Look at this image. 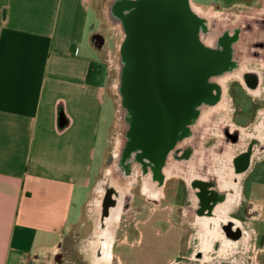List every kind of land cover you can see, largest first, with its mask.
Segmentation results:
<instances>
[{
  "label": "crops",
  "instance_id": "obj_1",
  "mask_svg": "<svg viewBox=\"0 0 264 264\" xmlns=\"http://www.w3.org/2000/svg\"><path fill=\"white\" fill-rule=\"evenodd\" d=\"M91 11L95 0H0V264H77L62 244L82 222L117 116L102 69L87 82L100 65ZM251 257L264 264V249Z\"/></svg>",
  "mask_w": 264,
  "mask_h": 264
},
{
  "label": "water",
  "instance_id": "obj_2",
  "mask_svg": "<svg viewBox=\"0 0 264 264\" xmlns=\"http://www.w3.org/2000/svg\"><path fill=\"white\" fill-rule=\"evenodd\" d=\"M105 16L123 36L115 84L119 134L106 186L114 201L138 169L169 177L185 168L190 143L199 151L219 132L228 84L237 79L249 89L251 72L264 67V5L234 22L192 0H110Z\"/></svg>",
  "mask_w": 264,
  "mask_h": 264
},
{
  "label": "flooded vegetation",
  "instance_id": "obj_3",
  "mask_svg": "<svg viewBox=\"0 0 264 264\" xmlns=\"http://www.w3.org/2000/svg\"><path fill=\"white\" fill-rule=\"evenodd\" d=\"M94 42L100 49L104 46L98 33ZM251 75L249 89L237 79L232 81L240 82L247 93L258 96L264 83L263 73L260 69ZM219 123V132L197 145L199 151L189 144L183 170H174L165 177L161 170L138 169L135 181L118 192L114 201L106 193L112 161L108 155L103 180L96 184V194L90 198L102 230L92 241L94 261L102 256L106 243L112 242L110 264L116 263L114 249L120 240L117 233L123 231L126 238L138 235L139 224H148L150 214L163 207L166 184L174 180L168 201L169 228L181 233L178 252L183 248L184 256L172 264H211L222 260L256 264L251 254L264 249V110L255 115L253 122ZM258 223L262 224L261 230ZM149 226L152 231L155 225ZM246 254L250 256L246 258Z\"/></svg>",
  "mask_w": 264,
  "mask_h": 264
},
{
  "label": "rangeland",
  "instance_id": "obj_4",
  "mask_svg": "<svg viewBox=\"0 0 264 264\" xmlns=\"http://www.w3.org/2000/svg\"><path fill=\"white\" fill-rule=\"evenodd\" d=\"M108 0H95L97 7V14L91 11L90 14V33H98L104 40V46L95 51V57L102 68L104 84L107 86L108 92L112 93L116 102L117 110L119 102L116 97V67L117 56L120 52L123 36L119 29L112 25L105 16V4ZM193 3L200 8L203 12L220 15L221 17L230 21H238L239 17L248 12H253L261 9L264 5V0H192ZM264 77V67L261 68ZM238 81H232L228 84L227 98L228 105L224 109L219 110L217 114V122H230L244 124L245 122H253L257 113L264 110V83L262 92L258 96L247 93L246 89L239 84ZM110 103V120L115 118V105L112 99L108 97ZM117 116L115 119L112 139L110 141L106 160L103 170L98 176L97 183L103 180V172L106 169L107 157L110 155L114 146V141L118 136ZM210 143H215L211 141ZM107 144L103 143L105 148ZM179 182V181H176ZM175 183L170 180L166 184L165 196L166 202L163 207L150 214L151 218L148 224H139L138 235L134 238H126L125 233L120 231L117 233L118 240L115 246V255L119 256L115 264H172L176 258L184 256V249L179 250V237L181 233L169 228V206L168 201L172 197L171 187ZM97 184V185H98ZM174 187V185H173ZM97 189V188H96ZM94 189V194H96ZM160 222L154 224L155 222ZM82 222L74 227H71L62 244L61 253L66 260L77 264H95L94 257L92 256V241L97 240L102 230L98 227L97 216L91 205V200L85 207ZM164 223V224H163ZM150 225H155L153 230L149 229ZM258 230L262 229V224H257ZM264 229V228H263ZM120 234H124L119 236ZM185 236H183V244ZM67 251V253H65ZM60 253V254H61ZM177 257L175 258V255ZM121 255V256H120ZM246 258L250 254L244 255Z\"/></svg>",
  "mask_w": 264,
  "mask_h": 264
},
{
  "label": "trees",
  "instance_id": "obj_5",
  "mask_svg": "<svg viewBox=\"0 0 264 264\" xmlns=\"http://www.w3.org/2000/svg\"><path fill=\"white\" fill-rule=\"evenodd\" d=\"M101 66L96 64V63H92L91 67H90V71L88 73V79L87 82L90 84H94V85H98V77H100L101 73ZM95 79V81H94Z\"/></svg>",
  "mask_w": 264,
  "mask_h": 264
},
{
  "label": "bare ground",
  "instance_id": "obj_6",
  "mask_svg": "<svg viewBox=\"0 0 264 264\" xmlns=\"http://www.w3.org/2000/svg\"><path fill=\"white\" fill-rule=\"evenodd\" d=\"M111 248H112V242L106 243L105 247L101 252L102 256L95 261V264H110Z\"/></svg>",
  "mask_w": 264,
  "mask_h": 264
}]
</instances>
